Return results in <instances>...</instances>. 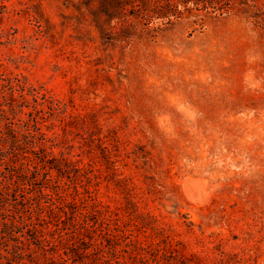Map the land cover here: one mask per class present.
<instances>
[{
	"label": "rangeland",
	"instance_id": "obj_1",
	"mask_svg": "<svg viewBox=\"0 0 264 264\" xmlns=\"http://www.w3.org/2000/svg\"><path fill=\"white\" fill-rule=\"evenodd\" d=\"M210 1L122 26L118 0H0V73L38 92L78 205L19 196L39 231L0 264H264V0Z\"/></svg>",
	"mask_w": 264,
	"mask_h": 264
},
{
	"label": "trees",
	"instance_id": "obj_2",
	"mask_svg": "<svg viewBox=\"0 0 264 264\" xmlns=\"http://www.w3.org/2000/svg\"><path fill=\"white\" fill-rule=\"evenodd\" d=\"M190 1L207 5V0H118L120 7L131 6V15L124 13L122 26L131 24L150 25L155 21L164 24L171 22L173 18L181 17L183 10ZM210 3H212L209 0ZM38 92L36 89H26L19 78H3L0 73V258L22 260L21 249L25 244L23 240L15 236L16 232L28 229L33 225L36 231L39 229L33 223H27L23 211L19 207V196H33L28 198L29 211L42 212L47 209L50 216L63 213L66 216L73 214L77 204L72 201H64L59 184L54 183L55 177L51 173V162L58 160L55 155V139L47 135L42 129V121L38 114ZM27 95H32L35 104L30 108ZM37 185V187H36ZM57 196V197H56ZM67 196V195H66ZM52 204H49L50 201ZM55 200H59L56 203ZM46 203V204H45ZM57 206L56 208L54 207ZM41 216V214H40ZM45 219V218H43ZM74 231L77 238L83 239V230ZM74 239V238H73ZM10 241L15 243L11 246ZM46 242L50 241L40 235L37 245L47 252ZM74 243V242H72ZM51 244V243H49ZM55 248L61 245H69L68 240L61 237L58 244H52ZM71 251L75 248L72 247ZM85 253V252H84ZM87 255V253H85ZM50 264H65L67 260L60 257L49 258ZM76 260L73 261V264ZM27 264V263H22Z\"/></svg>",
	"mask_w": 264,
	"mask_h": 264
},
{
	"label": "bare ground",
	"instance_id": "obj_3",
	"mask_svg": "<svg viewBox=\"0 0 264 264\" xmlns=\"http://www.w3.org/2000/svg\"><path fill=\"white\" fill-rule=\"evenodd\" d=\"M197 186H198V185H197ZM187 188H188V187H187ZM201 189H202V188H201ZM199 190H200V189H199ZM199 190H198V191H199ZM201 192H202V190H201Z\"/></svg>",
	"mask_w": 264,
	"mask_h": 264
}]
</instances>
